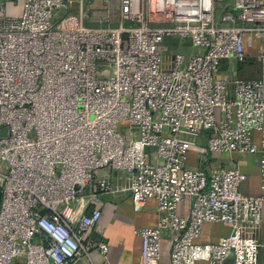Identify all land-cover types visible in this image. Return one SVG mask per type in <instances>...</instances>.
<instances>
[{"label":"built area","instance_id":"1","mask_svg":"<svg viewBox=\"0 0 264 264\" xmlns=\"http://www.w3.org/2000/svg\"><path fill=\"white\" fill-rule=\"evenodd\" d=\"M18 1L0 0V264L88 258L101 215L84 213L99 201L95 185L129 195L135 211L156 200L157 227L135 231L139 264H159L164 230L169 264H257L264 54L257 80L217 73L223 60L245 61L246 34L264 37V0H21L20 14L7 15ZM170 39L197 52L167 56ZM212 154H258L259 195L241 193L247 175L213 167ZM109 171L127 173L128 185ZM205 223L230 233L197 244Z\"/></svg>","mask_w":264,"mask_h":264},{"label":"crops","instance_id":"2","mask_svg":"<svg viewBox=\"0 0 264 264\" xmlns=\"http://www.w3.org/2000/svg\"><path fill=\"white\" fill-rule=\"evenodd\" d=\"M6 10L16 13L17 7L7 4ZM264 54V37L257 38L253 34L244 36L245 61L223 60L220 64L217 78L228 83L235 80H257L262 70V61L258 54ZM196 53V52H195ZM211 164L215 168L225 169L229 166L238 168L248 177L247 183L240 187V192L244 195L257 196L260 193V157L258 154L243 157L217 155L210 156ZM232 160V161H231ZM191 166L196 165V154L190 153ZM105 172L101 171V173ZM111 182L115 186L128 185V174L122 171H109ZM99 201L89 205L84 211L90 214L93 209L101 212L97 225L89 231L85 242L91 248L88 258L81 259L78 264H101L106 258L110 264H139L141 240L135 234L137 229L156 228L158 217L156 215L157 202L155 199H148L145 206L135 211L132 201L127 194L110 195L97 191ZM188 201L178 206V214L185 215L188 210ZM74 207L64 208L70 213ZM230 230L221 224L205 223L201 235L195 243L215 244L220 238L228 236ZM173 232L164 230L161 233V252L159 264H169L170 245ZM259 240L264 245V205L262 209V223L258 233ZM105 243L108 251L105 256L97 250L98 245ZM227 264H232L231 260ZM264 264V247L259 249L258 263Z\"/></svg>","mask_w":264,"mask_h":264},{"label":"rangeland","instance_id":"3","mask_svg":"<svg viewBox=\"0 0 264 264\" xmlns=\"http://www.w3.org/2000/svg\"><path fill=\"white\" fill-rule=\"evenodd\" d=\"M98 7H101V3L99 1H97ZM17 7V11L16 13H10L8 10H6L7 15L10 16H18L21 12V8H22V1L19 0L16 4H13ZM7 7V6H6ZM60 15L59 16H64L66 14L65 11H59ZM115 12L117 13V11L115 10ZM117 14H115L116 16ZM116 18V17H115ZM195 52H197V50L192 47V45L190 44V42L188 40H184V39H170L167 40L165 42V54L167 56H170L174 53H180L184 55V59H187L189 56H191L192 54H195ZM120 129V133L126 137L127 133L125 130V124H121L119 126ZM7 131L6 130H2L0 132V136H6Z\"/></svg>","mask_w":264,"mask_h":264},{"label":"water","instance_id":"4","mask_svg":"<svg viewBox=\"0 0 264 264\" xmlns=\"http://www.w3.org/2000/svg\"><path fill=\"white\" fill-rule=\"evenodd\" d=\"M0 202H1V191H0Z\"/></svg>","mask_w":264,"mask_h":264}]
</instances>
